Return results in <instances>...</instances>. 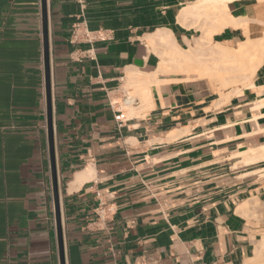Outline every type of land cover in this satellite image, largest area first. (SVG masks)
Segmentation results:
<instances>
[{
    "label": "crops",
    "instance_id": "1",
    "mask_svg": "<svg viewBox=\"0 0 264 264\" xmlns=\"http://www.w3.org/2000/svg\"><path fill=\"white\" fill-rule=\"evenodd\" d=\"M195 1L47 0L66 264L255 256L264 237V65L253 87L227 101L207 79L158 73L147 112L124 109L121 125L107 97L134 92L128 71L158 72L147 36L165 30L183 49L194 44L199 33L180 13ZM228 10L253 20L257 38L264 3L235 0ZM245 40L232 27L213 37L233 48ZM0 264H60L41 0H0Z\"/></svg>",
    "mask_w": 264,
    "mask_h": 264
},
{
    "label": "bare ground",
    "instance_id": "2",
    "mask_svg": "<svg viewBox=\"0 0 264 264\" xmlns=\"http://www.w3.org/2000/svg\"><path fill=\"white\" fill-rule=\"evenodd\" d=\"M232 1L235 0H196L183 9L180 13V23L185 28L195 29L199 33L194 39V44L188 45V49L178 46L169 31H159L146 37V43L161 60L160 66L158 72L154 74L128 71L126 85L137 87L139 94L144 93L142 96L144 104L141 108H130L129 111L136 113L137 117L142 112H147L152 102L150 88L152 84L159 86L160 83L157 79L158 73H186L189 76L194 74L207 79L216 93L226 101L235 95L240 96L243 88L252 86V78L264 65V36L258 38L250 36V24L254 22L253 20L232 17L228 10V4ZM255 1L264 3V0ZM257 23L264 25V21ZM227 27L241 29L246 36V40L237 48L213 43L214 35ZM129 114L131 115L130 112ZM260 151L264 152V147L260 148ZM82 183L83 178L79 177L71 188ZM250 207V204H246L244 209L249 211ZM255 251V256L245 264H264V237Z\"/></svg>",
    "mask_w": 264,
    "mask_h": 264
},
{
    "label": "water",
    "instance_id": "3",
    "mask_svg": "<svg viewBox=\"0 0 264 264\" xmlns=\"http://www.w3.org/2000/svg\"><path fill=\"white\" fill-rule=\"evenodd\" d=\"M41 7H42V20H43V46H44L45 86H46V104H47V126H48L49 153H50V163H51L52 189H53V198L55 205L59 260H60V264H66L65 243H64V235L62 229L61 211H60L61 188H60V181L58 177V170L56 164L55 138H54L53 116H52V93H51V79H50L51 68H50L47 0H41Z\"/></svg>",
    "mask_w": 264,
    "mask_h": 264
},
{
    "label": "built area",
    "instance_id": "4",
    "mask_svg": "<svg viewBox=\"0 0 264 264\" xmlns=\"http://www.w3.org/2000/svg\"><path fill=\"white\" fill-rule=\"evenodd\" d=\"M85 37L89 39V36L86 34ZM115 95H108V101L111 110L116 114L115 121L121 125L126 121V115L124 109L137 108L140 105L139 98L133 95L131 90L125 89L122 91H116Z\"/></svg>",
    "mask_w": 264,
    "mask_h": 264
},
{
    "label": "rangeland",
    "instance_id": "5",
    "mask_svg": "<svg viewBox=\"0 0 264 264\" xmlns=\"http://www.w3.org/2000/svg\"><path fill=\"white\" fill-rule=\"evenodd\" d=\"M262 36H264V25L258 24V33L255 35V37L258 38V37H262ZM127 88H133L134 89L133 95L135 97L139 98L141 103H142V105H143L144 104V98L142 96H143L144 93L139 94L138 90H137L138 88L134 87V86H130V87L128 86Z\"/></svg>",
    "mask_w": 264,
    "mask_h": 264
}]
</instances>
